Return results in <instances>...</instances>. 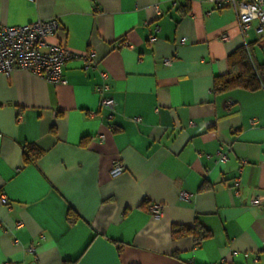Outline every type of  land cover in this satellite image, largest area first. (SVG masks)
<instances>
[{"label": "crops", "instance_id": "obj_1", "mask_svg": "<svg viewBox=\"0 0 264 264\" xmlns=\"http://www.w3.org/2000/svg\"><path fill=\"white\" fill-rule=\"evenodd\" d=\"M52 17L60 21L52 41L95 51L98 62L84 69L69 59L65 83L0 73V264H264V210L250 204L264 196V85L215 89L244 45L235 9L210 0H0V28ZM247 43L264 64L254 26ZM102 71L111 119L96 91ZM27 144L42 150L32 163ZM116 160L126 170L112 177ZM196 221L211 231L200 246L172 235L173 225Z\"/></svg>", "mask_w": 264, "mask_h": 264}, {"label": "built area", "instance_id": "obj_2", "mask_svg": "<svg viewBox=\"0 0 264 264\" xmlns=\"http://www.w3.org/2000/svg\"><path fill=\"white\" fill-rule=\"evenodd\" d=\"M33 1V0H32ZM216 7H222L225 4L231 5L238 19L240 33L244 40V46L249 51L247 43L248 31L254 26L256 32L264 37V0H210ZM157 15L162 14V10L158 5L154 6ZM209 11L208 13H210ZM60 28V21L57 17L38 19L23 25L4 26L0 28V73L10 75L14 71L21 69L29 71L50 83H65L63 77V67L71 58H79L83 61V68H95L97 66V58L95 51L76 53L60 42L52 41ZM156 27L154 33L150 36V42L156 40ZM221 39L228 41L229 35L222 34ZM185 38L181 39V43L185 42ZM165 65H171L172 59H164ZM102 83L96 87V91L100 95V105L108 110V117L113 118L115 109V101L107 95L110 85L107 80L109 74L106 71L101 72ZM92 112V115H95ZM139 121L140 117H136ZM257 120L252 119L251 123L256 124ZM1 136V134H0ZM104 138V135H101ZM230 149L218 152V159L222 162L228 160ZM246 162V160H242ZM126 170L125 165L116 160L110 171L112 177L121 175ZM241 178L235 179V192H239ZM180 196L183 199L190 200L191 194L182 191ZM6 196L3 195L2 201L6 202ZM250 204L258 206L264 210V196H254L250 199ZM148 210L155 218H160L163 214V205L160 203H150ZM15 243H19L16 239ZM27 251L35 253L36 248L31 246Z\"/></svg>", "mask_w": 264, "mask_h": 264}, {"label": "trees", "instance_id": "obj_3", "mask_svg": "<svg viewBox=\"0 0 264 264\" xmlns=\"http://www.w3.org/2000/svg\"><path fill=\"white\" fill-rule=\"evenodd\" d=\"M229 73L227 76H218L215 78V89L224 91L233 88H245L255 90L264 85V64L257 65L254 63L251 51L241 45L228 56ZM42 150L34 144H27L23 147L24 161L26 163L34 162ZM77 213L71 209L70 218L76 217ZM174 237L191 235L194 238L195 245L200 246L202 241L211 235V231L199 221L193 225H173L171 229Z\"/></svg>", "mask_w": 264, "mask_h": 264}]
</instances>
